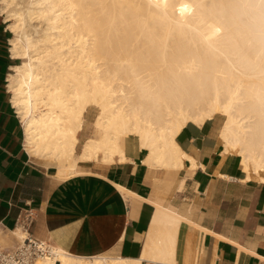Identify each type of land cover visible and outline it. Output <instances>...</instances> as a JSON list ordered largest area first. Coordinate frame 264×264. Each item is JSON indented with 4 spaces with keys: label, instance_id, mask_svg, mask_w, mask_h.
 Listing matches in <instances>:
<instances>
[{
    "label": "bare ground",
    "instance_id": "obj_1",
    "mask_svg": "<svg viewBox=\"0 0 264 264\" xmlns=\"http://www.w3.org/2000/svg\"><path fill=\"white\" fill-rule=\"evenodd\" d=\"M0 16L13 33L9 51L21 60L6 86L26 149L56 163L62 177L81 161L125 160L135 140L150 151L147 163L178 166L186 155L175 135L217 114L225 117L226 147L247 171L264 172V0H0ZM91 105L101 136L77 153ZM153 246L159 253L162 245ZM33 264L139 260L56 247Z\"/></svg>",
    "mask_w": 264,
    "mask_h": 264
},
{
    "label": "crops",
    "instance_id": "obj_2",
    "mask_svg": "<svg viewBox=\"0 0 264 264\" xmlns=\"http://www.w3.org/2000/svg\"><path fill=\"white\" fill-rule=\"evenodd\" d=\"M7 32L0 22L1 243L9 237L5 246L17 244V216L30 208L36 215L32 234L78 257L122 256L139 264H264V172L247 171L242 155L226 147L223 115L181 128L174 141L186 156L178 166L147 163L150 151L135 140L125 160L116 155L111 163L81 161L76 173L62 177L56 163L33 158L26 149L24 126L6 86L16 60ZM85 117L77 153L88 138L100 136L94 114L88 110ZM154 238L164 240L160 244Z\"/></svg>",
    "mask_w": 264,
    "mask_h": 264
},
{
    "label": "built area",
    "instance_id": "obj_3",
    "mask_svg": "<svg viewBox=\"0 0 264 264\" xmlns=\"http://www.w3.org/2000/svg\"><path fill=\"white\" fill-rule=\"evenodd\" d=\"M35 220L36 215L32 209L20 210L16 229L21 235L16 237L17 244L13 247H7L0 242V264H33L38 259L54 255L56 247L32 234L31 229Z\"/></svg>",
    "mask_w": 264,
    "mask_h": 264
},
{
    "label": "rangeland",
    "instance_id": "obj_4",
    "mask_svg": "<svg viewBox=\"0 0 264 264\" xmlns=\"http://www.w3.org/2000/svg\"><path fill=\"white\" fill-rule=\"evenodd\" d=\"M0 22H2V24H3V27H6L7 28V30H8V32H7V37L10 39L12 36H13V33L9 30V28L7 27L8 26V24L4 21V19H3V17L2 16H0ZM8 42H9V40H8ZM8 48H9V43H8ZM10 53V52H9ZM19 62H21V60H14V62H13V65L14 64H17V63H19ZM10 72H11V70H9ZM7 84V83H6ZM98 111H99V108L97 107V106H95V105H91L90 106V108H89V112H91L92 114H94V116H95V119H96V116H97V114H98ZM224 118V117H223ZM95 119H94V121H93V125H94V122H95ZM95 128V127H94ZM96 129V128H95ZM99 131V130H98ZM99 133H100V131H99ZM100 136H101V133H100ZM99 136V137H100ZM2 243L4 244V245H8L9 243H10V240H9V237H7V240L6 241H2Z\"/></svg>",
    "mask_w": 264,
    "mask_h": 264
},
{
    "label": "trees",
    "instance_id": "obj_5",
    "mask_svg": "<svg viewBox=\"0 0 264 264\" xmlns=\"http://www.w3.org/2000/svg\"><path fill=\"white\" fill-rule=\"evenodd\" d=\"M1 20V19H0Z\"/></svg>",
    "mask_w": 264,
    "mask_h": 264
}]
</instances>
